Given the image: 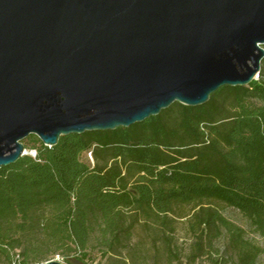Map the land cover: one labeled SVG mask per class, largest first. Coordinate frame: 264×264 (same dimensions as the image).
<instances>
[{"label":"trees","instance_id":"obj_1","mask_svg":"<svg viewBox=\"0 0 264 264\" xmlns=\"http://www.w3.org/2000/svg\"><path fill=\"white\" fill-rule=\"evenodd\" d=\"M261 77L264 69L248 87L224 88L204 106L175 103L142 124L62 137L53 148L31 136L35 157L0 170V264H46L50 248L88 263L96 247L113 264H140L138 231L161 247L168 264H182L176 226L184 219L193 238L186 264H226V255L233 264H260ZM221 207L237 211L259 243Z\"/></svg>","mask_w":264,"mask_h":264},{"label":"water","instance_id":"obj_2","mask_svg":"<svg viewBox=\"0 0 264 264\" xmlns=\"http://www.w3.org/2000/svg\"><path fill=\"white\" fill-rule=\"evenodd\" d=\"M263 46L264 0H0V170L248 87Z\"/></svg>","mask_w":264,"mask_h":264},{"label":"rangeland","instance_id":"obj_3","mask_svg":"<svg viewBox=\"0 0 264 264\" xmlns=\"http://www.w3.org/2000/svg\"><path fill=\"white\" fill-rule=\"evenodd\" d=\"M264 49V46H263ZM264 61V60H263ZM261 69H264L261 65ZM264 80V77H261L260 79ZM36 137V136H34ZM37 138V137H36ZM24 145L26 152L28 153V156L33 155L31 152V148L33 146V140L27 138L22 142ZM35 153V152H34ZM90 157V156H89ZM220 211L224 214V216L229 219L232 223H235L236 225L244 228L247 233V238L250 240H254L255 242L259 243V238L251 231V229L248 226V223L246 220L234 209L221 207ZM177 231V245L178 250L182 258V264H186V257L190 254L191 249L193 247V238L189 231V227L187 225V219L179 221V223L176 226ZM151 239L148 235L143 234L141 231L136 232L134 240H133V246H139L140 250L136 254V259H138L140 264H168L167 258L163 254V251L161 247L153 248L151 244ZM95 244V243H94ZM219 248L221 249L218 256H224L226 255L224 252V241H219ZM50 248V247H49ZM45 255L48 256V259L50 261H58L62 264H113V261H108V259L104 258V255L102 253V249L100 247H96L92 254L91 260L88 263H82L80 262L78 253L76 252H70L68 249H64L62 251H54L52 248L45 250ZM128 252H124V256H127ZM227 262L226 264H233V260L230 259L227 255L224 257ZM137 261V262H138ZM41 264V263H39ZM199 264H210L209 259H205ZM260 264H264V257L260 259Z\"/></svg>","mask_w":264,"mask_h":264},{"label":"built area","instance_id":"obj_4","mask_svg":"<svg viewBox=\"0 0 264 264\" xmlns=\"http://www.w3.org/2000/svg\"><path fill=\"white\" fill-rule=\"evenodd\" d=\"M257 80H259V77H257ZM257 80H256V81H257ZM33 157H35V154H33Z\"/></svg>","mask_w":264,"mask_h":264}]
</instances>
